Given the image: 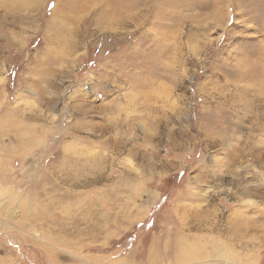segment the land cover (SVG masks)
Instances as JSON below:
<instances>
[{"label":"rangeland","instance_id":"374dc122","mask_svg":"<svg viewBox=\"0 0 264 264\" xmlns=\"http://www.w3.org/2000/svg\"><path fill=\"white\" fill-rule=\"evenodd\" d=\"M88 1L0 0V264H148L201 162L264 264V0Z\"/></svg>","mask_w":264,"mask_h":264},{"label":"crops","instance_id":"0c3cea01","mask_svg":"<svg viewBox=\"0 0 264 264\" xmlns=\"http://www.w3.org/2000/svg\"><path fill=\"white\" fill-rule=\"evenodd\" d=\"M11 1L14 2V10H20V6L32 9L39 5L40 8L42 3V0ZM21 17V15H15L17 19ZM198 165H200L197 167L200 172L194 174V177L186 178L184 186L171 197L170 211L177 224L172 228L168 224L164 232L161 233V237L157 236L152 240L148 264H159V262L162 264H247L251 262L246 259L237 260L232 251L235 246L233 238L237 231L233 204L230 207V215L227 214V222L218 224L219 205L211 192V187L217 184L213 180L218 176L214 171V164L201 162ZM217 179L215 178V180ZM217 181L219 184V179ZM225 186L226 184H223L222 188ZM230 192L233 196L234 188ZM228 196L229 189H226V197ZM157 199L158 197L152 201L146 200L148 208L154 205ZM227 206L229 209V205ZM237 219H243L241 222L238 221V229L240 223L248 227L251 225L250 212L247 213L243 210V218L239 216ZM174 227H176L175 230ZM255 227L258 229V234L264 230L261 222H257ZM166 229L167 231H165ZM240 229L244 234L245 228ZM253 238L256 239V236ZM248 244L246 243L247 248L251 249L256 243ZM169 250H171V254H168ZM229 251H232L231 255Z\"/></svg>","mask_w":264,"mask_h":264},{"label":"bare ground","instance_id":"6f19581e","mask_svg":"<svg viewBox=\"0 0 264 264\" xmlns=\"http://www.w3.org/2000/svg\"><path fill=\"white\" fill-rule=\"evenodd\" d=\"M87 1H88V0H87ZM89 1H90V0H89ZM89 1H88V2H89Z\"/></svg>","mask_w":264,"mask_h":264}]
</instances>
